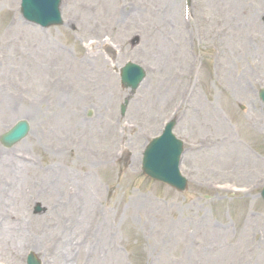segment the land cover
Wrapping results in <instances>:
<instances>
[{
  "label": "rangeland",
  "instance_id": "rangeland-1",
  "mask_svg": "<svg viewBox=\"0 0 264 264\" xmlns=\"http://www.w3.org/2000/svg\"><path fill=\"white\" fill-rule=\"evenodd\" d=\"M19 3L0 0V135L20 119L30 132L11 148L0 144V264H12L14 243L19 264L29 250L43 260L61 243L66 264L263 258L264 0H60L62 23L48 28L26 22ZM180 48L194 94L180 110L179 98L151 107L149 90L184 65L181 54L172 62ZM128 60L146 72L133 93L119 82ZM171 118L184 142V192L140 169L146 144ZM208 134L216 136L206 146ZM225 151L249 158L224 161ZM85 211L84 223L67 224ZM53 233L63 238L53 242ZM240 237L258 246L248 253Z\"/></svg>",
  "mask_w": 264,
  "mask_h": 264
},
{
  "label": "water",
  "instance_id": "water-1",
  "mask_svg": "<svg viewBox=\"0 0 264 264\" xmlns=\"http://www.w3.org/2000/svg\"><path fill=\"white\" fill-rule=\"evenodd\" d=\"M59 0H22L21 7L24 17L41 25L60 23L58 10ZM144 76L142 68L131 62L126 63L120 71L121 83L124 87L134 90ZM259 96L264 102V90ZM174 121L168 122L162 134L154 138L143 154L144 172L151 178L165 182L182 191L186 187V179L179 172V157L182 143L171 133ZM29 130L27 121H18L9 131L0 137L4 146H11L22 139ZM264 198V188L261 192ZM27 264H39L38 260L29 254Z\"/></svg>",
  "mask_w": 264,
  "mask_h": 264
},
{
  "label": "bare ground",
  "instance_id": "bare-ground-1",
  "mask_svg": "<svg viewBox=\"0 0 264 264\" xmlns=\"http://www.w3.org/2000/svg\"><path fill=\"white\" fill-rule=\"evenodd\" d=\"M186 41H187V34H185V36L180 35L179 36V46L182 47L184 45H186ZM180 53L174 52L172 54V62L174 65H180L183 60L180 57V54L182 56H186V59L184 60V65L181 67V69L176 70L175 71V75L174 76H169V80L168 83L165 87H161L158 90H149L148 95L146 97V99H149L150 102V106H154L155 104H160L162 102L165 101H169V100H173V99H180V105L178 108L183 109L186 107V102L187 100L192 97V95L194 94V88L192 86V70H191V65L188 62V56L187 55H183L185 54V50L180 48ZM62 56V55H61ZM89 56V55H87ZM63 57V56H62ZM95 59L99 60L100 65H101V69H105L108 67V63L105 60V58L103 57V55L100 52H97L94 55ZM66 59V58H65ZM164 94L165 96L161 95ZM155 96H158V98H156ZM160 100V101H159ZM196 105V104H195ZM212 107L210 108L211 111L215 112L214 110V106L213 104L211 105ZM199 107L197 108H193L194 110H197ZM213 108V109H212ZM199 115V114H197ZM205 121L206 124H211L213 125L215 128H218L219 125H221L220 121H217L215 123H211L207 118L203 119ZM81 122V121H79ZM216 134H208L206 135V137L204 138L205 141V145H213V140L215 138ZM201 147L203 148V144L201 145ZM242 153V152H241ZM243 154V153H242ZM234 155H236V161L242 159L245 160V158H249L248 155H244V157L240 158V152H228L225 151V155H222V159L224 161H232L234 158ZM216 154H213L211 156L212 158H215ZM218 158V157H217ZM220 158V157H219ZM92 211V210H90ZM87 212L85 211V213L82 215L81 212H78L76 215H74L68 222L67 224L70 225V222H75V221H81L82 223H84L86 217H87ZM97 216H95L94 214L91 213V219L96 218ZM90 220V219H89ZM108 223V222H106ZM11 227V224H6V233L10 234L11 232L8 230ZM99 229H101V227H99ZM107 232H109L108 228H107ZM242 232H244L243 229H241L239 231V235H242ZM104 235V234H103ZM63 238V237H62ZM60 238V236H58V233H53L52 235V239L53 242H56ZM242 237L239 238V243H242L241 248H245L246 251L249 253V251L251 252V250H253L256 246H258V243L254 242V241H250L246 238L241 239ZM17 243L12 244V246L14 247H10L8 249V253L11 255V259H12V264H19V252L21 250V246L16 245ZM32 248H37L38 244H33L31 246ZM248 249V250H247ZM47 250H50V247H47ZM52 254L47 258L45 257L42 262L44 264H66L65 263V255H66V247H65V243H61L58 245H54L51 249ZM246 258V260L250 261L251 264H260V262H264V257H260L258 254L256 255H252V254H248L246 256H244V259ZM211 260V261H210ZM222 264L223 260L221 258H217V257H212V259H209V257L206 258V260H204L201 264Z\"/></svg>",
  "mask_w": 264,
  "mask_h": 264
}]
</instances>
